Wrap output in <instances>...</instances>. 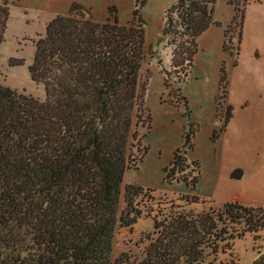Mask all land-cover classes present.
Returning a JSON list of instances; mask_svg holds the SVG:
<instances>
[{"label":"trees","instance_id":"16d2710c","mask_svg":"<svg viewBox=\"0 0 264 264\" xmlns=\"http://www.w3.org/2000/svg\"><path fill=\"white\" fill-rule=\"evenodd\" d=\"M132 1L125 23L113 5L100 20L79 1L48 22L34 41L29 65L45 98L0 82V264H199L208 256L211 264H241L232 258L234 241L264 234V206L232 201L196 209L211 201L184 194V205L171 200L169 207L158 203L152 209L144 198L154 200L153 189L135 180L125 183L148 151L143 140L152 120L145 106L148 80L141 73L151 49L143 14L148 0ZM216 2L175 0L158 40L173 47V71L162 69L164 84L172 101L184 105L188 120L183 147L164 169V180L192 189L201 179V164L189 161L187 153L200 124L183 86L199 36L217 24ZM9 16V3H0V45ZM242 19L243 12L240 29ZM9 64L21 66L24 60L12 57ZM227 87L222 65L214 141L233 116ZM145 217L152 228L134 244L141 252L116 253L117 231L132 230ZM250 264H264V250Z\"/></svg>","mask_w":264,"mask_h":264},{"label":"crops","instance_id":"0c3cea01","mask_svg":"<svg viewBox=\"0 0 264 264\" xmlns=\"http://www.w3.org/2000/svg\"><path fill=\"white\" fill-rule=\"evenodd\" d=\"M2 2L10 5L5 33L11 28L29 25L35 13L36 19L43 22L42 34L48 22L67 12L75 0H0ZM14 10L18 15H14ZM235 14L230 0H217V24L211 25L198 38L199 50L189 78L195 84L189 89L185 84L184 90L193 120L200 124L194 146L187 156L189 161L200 162L201 179L195 189L177 183L181 186L178 192H166L167 196L187 194L215 205L237 201L249 206H264V0H252L245 5L240 36L237 35V41L240 37L238 51L232 54L227 53L224 43ZM222 65L228 77L226 103L232 106L233 116L219 139L214 141L212 134L219 126L216 112ZM0 82L27 92L2 70ZM166 106L167 117L172 121L177 119L179 127L177 140L169 145V162L164 169L182 146L186 127L184 108L172 102ZM236 171L241 172L239 178L232 177Z\"/></svg>","mask_w":264,"mask_h":264},{"label":"rangeland","instance_id":"374dc122","mask_svg":"<svg viewBox=\"0 0 264 264\" xmlns=\"http://www.w3.org/2000/svg\"><path fill=\"white\" fill-rule=\"evenodd\" d=\"M75 1H79L90 7L93 14L100 20H105L110 16L109 7L112 5L116 7L119 20L122 23L128 22L132 17V0ZM174 2L175 0H148L143 9V14L147 21V42L149 47L151 46V49H148L141 73L142 81L148 80L145 106L151 113V130L143 140V145L148 146V151L139 163V169H130L127 172L125 183L135 180L144 187L153 189L154 191L151 194L154 195L155 199L144 198V203L148 205V208L152 209L156 208L158 203L169 207L171 200L174 201L175 205H184L185 203L184 200H181L182 195L170 197L165 194L166 192L168 194L178 192L181 186L177 183L169 184L164 180V165L169 162V159H167L169 145L177 140L176 132H178L179 127L177 119L174 118V121H172L167 117L168 111L166 105L170 102L181 105L184 108V117L186 118L185 126L188 123L184 105L172 101V97L168 94V90L164 84L165 73L162 69H172L170 61L173 47L166 39L158 42L165 11ZM16 14L18 15V11L14 10V15ZM32 18H34L33 22H30L29 25L11 28L5 33V40L0 45V70L7 74L13 82L22 84L27 92L43 99L46 96L44 85L35 83L31 79L29 72V65L33 61L35 52L33 42L38 38V34L42 32L43 22L41 19H36L35 13ZM226 51L228 53V50ZM12 57L23 59L24 64L19 67L9 68L8 65H10V58ZM185 84H187L186 87L189 89L195 83L194 80H188ZM183 93L185 94L184 86ZM183 144L179 149L183 147ZM135 155H140L137 149ZM210 205L216 206L214 203L206 202L205 205L199 204L195 205V207L196 209H201L203 206L209 207ZM151 228L152 220L145 217L132 230L130 228L119 229L116 234V253L130 248L135 254H139L141 250L135 247L134 244L139 241L142 233L151 230ZM262 250H264V234H260L257 238H254L252 234H247L245 237L234 241L232 258L238 260L241 264H250ZM218 257L221 259L231 258L227 254H219ZM212 259L213 256H208L199 264H211Z\"/></svg>","mask_w":264,"mask_h":264},{"label":"built area","instance_id":"2783aa9c","mask_svg":"<svg viewBox=\"0 0 264 264\" xmlns=\"http://www.w3.org/2000/svg\"><path fill=\"white\" fill-rule=\"evenodd\" d=\"M232 5L235 7V18L230 26L228 27L229 31L227 32L225 45L227 46L230 53L235 54L237 52L238 42H237V35L240 29L241 23V14L245 7L244 0H230ZM227 29V30H228Z\"/></svg>","mask_w":264,"mask_h":264}]
</instances>
